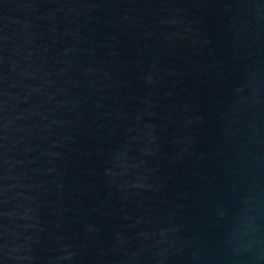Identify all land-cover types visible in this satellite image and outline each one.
Wrapping results in <instances>:
<instances>
[{"label": "water", "instance_id": "1", "mask_svg": "<svg viewBox=\"0 0 264 264\" xmlns=\"http://www.w3.org/2000/svg\"><path fill=\"white\" fill-rule=\"evenodd\" d=\"M0 264H264V0H0Z\"/></svg>", "mask_w": 264, "mask_h": 264}]
</instances>
